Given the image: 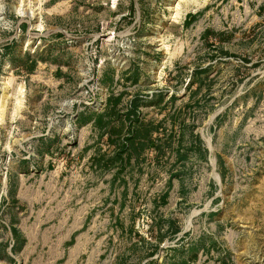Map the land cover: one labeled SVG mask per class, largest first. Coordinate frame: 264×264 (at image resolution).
Returning a JSON list of instances; mask_svg holds the SVG:
<instances>
[{"label":"rangeland","instance_id":"rangeland-1","mask_svg":"<svg viewBox=\"0 0 264 264\" xmlns=\"http://www.w3.org/2000/svg\"><path fill=\"white\" fill-rule=\"evenodd\" d=\"M204 256L264 264V0H0V264Z\"/></svg>","mask_w":264,"mask_h":264},{"label":"crops","instance_id":"crops-1","mask_svg":"<svg viewBox=\"0 0 264 264\" xmlns=\"http://www.w3.org/2000/svg\"><path fill=\"white\" fill-rule=\"evenodd\" d=\"M45 141V139H43ZM46 153H49L46 151ZM78 188L80 189L79 190V194H78V198H79V203H81L83 201L84 204H87L89 203L91 200H92V196H93V182H84V183H81ZM95 189H97L99 191V195H100V200H101V204L102 205H105L107 207L110 206V204L113 206V204H118V205H123V201L124 199L128 196H131L132 195V199H135L137 201H139V198L138 195H139V191H137V189L139 188V185L137 182H133V183H126L124 184V186H120L119 182L117 181H104L102 180L101 182H97L96 183V187H94ZM116 189H120L121 192L119 193V195L117 196V194L115 195V191ZM97 191V192H98ZM170 198L168 196V193L165 192V194L162 196V200L163 201H168ZM162 201V202H163ZM155 204H156V201H155ZM119 213V211L116 213L115 212V215H117ZM134 209L131 210L130 213H128V217H129V220H128V223L126 222V225L128 227V232H130V235H137L136 233L138 232L137 230H133V227L132 225H134L135 223V220H134ZM150 214V217H152V212L149 213ZM90 217V214H88V216L86 215L85 216V220H88ZM153 220H156L155 217H152ZM124 225H122L120 223V227L123 231H126V228H125ZM158 231L160 233H162V231L160 230H157L155 228V224H152L151 226V229L149 230V233H153L154 235L158 233ZM182 234L185 233V231L183 232L181 230ZM139 233V232H138ZM212 245V244H210ZM203 249H205V246L203 247ZM203 251V250H202ZM192 261H186L184 262V264H190ZM195 262V261H194ZM196 262H200L199 259L198 261ZM202 263L203 264H221L220 263V260L219 258H217L216 256H212V257H208V256H204L203 259H202Z\"/></svg>","mask_w":264,"mask_h":264},{"label":"trees","instance_id":"trees-1","mask_svg":"<svg viewBox=\"0 0 264 264\" xmlns=\"http://www.w3.org/2000/svg\"><path fill=\"white\" fill-rule=\"evenodd\" d=\"M145 135L147 136V133L141 135L138 130H136V132H133L132 136L126 138L125 144L121 146L114 160L120 158L121 153H126L128 159L131 155L138 157L147 144Z\"/></svg>","mask_w":264,"mask_h":264}]
</instances>
